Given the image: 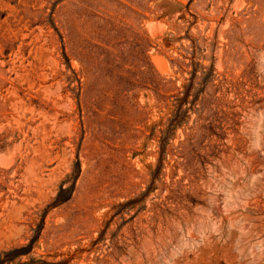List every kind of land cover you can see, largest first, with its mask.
Returning <instances> with one entry per match:
<instances>
[{
  "label": "rangeland",
  "instance_id": "374dc122",
  "mask_svg": "<svg viewBox=\"0 0 264 264\" xmlns=\"http://www.w3.org/2000/svg\"><path fill=\"white\" fill-rule=\"evenodd\" d=\"M0 264H264V0H0Z\"/></svg>",
  "mask_w": 264,
  "mask_h": 264
}]
</instances>
